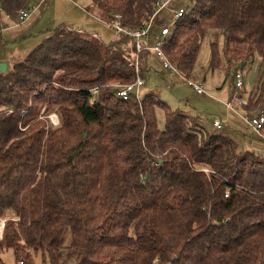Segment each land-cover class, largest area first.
<instances>
[{
    "label": "trees",
    "instance_id": "trees-1",
    "mask_svg": "<svg viewBox=\"0 0 264 264\" xmlns=\"http://www.w3.org/2000/svg\"><path fill=\"white\" fill-rule=\"evenodd\" d=\"M31 1L0 0V25ZM159 1L92 0L87 11L135 30ZM170 11L163 50L179 73L190 78L204 37L218 30L223 54L212 43L210 68L225 60L236 73L259 59L239 108L248 118L264 112V0H191L181 16ZM152 53H138L129 34L108 41L63 22L0 71V216L18 218L6 223L0 264L7 250L20 264H264V153L238 150L155 93L122 99L111 87L134 81L137 56L144 77Z\"/></svg>",
    "mask_w": 264,
    "mask_h": 264
},
{
    "label": "rangeland",
    "instance_id": "rangeland-1",
    "mask_svg": "<svg viewBox=\"0 0 264 264\" xmlns=\"http://www.w3.org/2000/svg\"><path fill=\"white\" fill-rule=\"evenodd\" d=\"M32 1L39 2L40 0ZM91 1L45 0L24 21H18V18L5 15L0 42V65L5 62L11 67L15 62L23 60L34 47L50 34L53 28L63 22L71 28L80 27L98 32L108 41L115 38L117 32L113 26L79 11V9L89 8ZM190 3L191 0H174L172 4L177 7H186ZM162 16L166 17L168 25H172L176 19L170 9H165ZM16 22L20 23L13 27ZM153 43L154 41L150 45ZM212 43H216L219 53L223 54L224 39L221 32L210 30L202 41L194 72L190 76V79L194 81H203L207 93H197L193 86L188 84L185 77L178 73L171 74L155 53H152L150 58L151 69L143 77L144 85L140 95L155 93L173 109H178L186 114L200 115L203 123L211 130L215 129L212 123L215 120H221L223 123L221 131L237 142L238 150H260L264 153V140L259 138L249 127L245 119L248 117L239 108V97L241 96L243 100L247 99L252 90L258 73L259 59L241 69L245 74V88L244 91L238 92L239 95L238 93L235 94L232 78L236 67L233 66L228 71L224 60L221 67L210 68ZM228 101L233 102L234 108L225 105ZM52 113L56 112L47 114L48 120L54 126L59 125V115V119L56 121ZM157 115L159 124L163 127L165 114L159 110ZM2 257L6 264H20L16 261L12 250L5 251ZM35 264H43L40 257H36Z\"/></svg>",
    "mask_w": 264,
    "mask_h": 264
},
{
    "label": "built area",
    "instance_id": "built-area-1",
    "mask_svg": "<svg viewBox=\"0 0 264 264\" xmlns=\"http://www.w3.org/2000/svg\"><path fill=\"white\" fill-rule=\"evenodd\" d=\"M43 1H45V0H40L39 2H35V1L29 2L27 4V6L24 7L20 11L19 16H18V21H24L27 18H29L31 13L33 11L37 10ZM172 1L173 0H160L157 3V9H156L155 14L152 16V18L147 23V25L143 28H139V29H135V30H131V29L129 30V29H126L123 26H121L119 24V22H117V21L112 23L111 25L115 28V30L117 32L126 33V34H129V35L134 36L136 38V48H137L138 53L141 52L142 50L150 49L162 61L163 66L171 74H174V73L180 74L178 69L169 61V59L167 58V56L163 50L164 39L166 37L170 36L172 28H173L172 25H168V24L164 25L160 30V34H159V37L157 38V40L152 45H150V43H148V41L150 39L151 32L154 28V18L163 9H171L177 17L181 16L184 13V10H185L184 6H180L177 8H171V2ZM19 23L20 22L14 23L13 27L18 26ZM3 27H4L3 25H0V42H1V38H2ZM135 64H136L135 65L136 76H135L134 81L129 82V83H125V84H119L118 83V84H114L111 86V87H113L116 96H118L122 99H129L132 96H135L136 98L140 97V91H141L142 86L144 85V78L139 73L138 56L136 57ZM243 73H244L243 71H237L235 73V87H236L235 94L237 93V90L239 91L243 87V84H244ZM187 82H188V84L193 86V88L196 90L197 93H199V94L207 93V91L204 87L203 81L198 82V81H194V80L188 78ZM99 91H100V88L98 86L91 88V94H92V98L90 100L91 102H93L94 96H96L97 93H99ZM226 105L229 108H234L232 101L226 102ZM245 119H246V122L248 123L249 127H251V129L253 131H255L257 134L262 135L261 132H262L263 124H264V112H262L258 116H254L251 118H245ZM213 124H214L216 129H218V130L223 129V123L221 120H215L213 122ZM204 170H207V169H204ZM226 196H227V194H226ZM10 219L17 220L18 218L17 217H10V216H0V239L3 238L6 223Z\"/></svg>",
    "mask_w": 264,
    "mask_h": 264
},
{
    "label": "crops",
    "instance_id": "crops-1",
    "mask_svg": "<svg viewBox=\"0 0 264 264\" xmlns=\"http://www.w3.org/2000/svg\"><path fill=\"white\" fill-rule=\"evenodd\" d=\"M77 5V4H76ZM79 11H81L82 13L83 12H85V14L87 13V14H89V16H93V17H95L97 20H100L99 18H97L96 16H94L92 13H90L89 11H87V9H79ZM101 21V20H100ZM101 22H103V21H101ZM156 29V28H155ZM154 29V30H155ZM153 33H154V31H153ZM153 33H152V35H153ZM102 35V34H101ZM154 40V37L153 36H150V39H149V41H148V43H152V41ZM57 120V119H56ZM212 126L215 128V126H214V124L212 123Z\"/></svg>",
    "mask_w": 264,
    "mask_h": 264
},
{
    "label": "water",
    "instance_id": "water-1",
    "mask_svg": "<svg viewBox=\"0 0 264 264\" xmlns=\"http://www.w3.org/2000/svg\"><path fill=\"white\" fill-rule=\"evenodd\" d=\"M7 68H8V64L7 63H5V62H3V63H1V65H0V71H6L7 70Z\"/></svg>",
    "mask_w": 264,
    "mask_h": 264
},
{
    "label": "bare ground",
    "instance_id": "bare-ground-1",
    "mask_svg": "<svg viewBox=\"0 0 264 264\" xmlns=\"http://www.w3.org/2000/svg\"><path fill=\"white\" fill-rule=\"evenodd\" d=\"M52 115H53V117H54L55 120H56V119H57V120L59 119V118H58V114H56V113H52ZM57 120H56V121H57Z\"/></svg>",
    "mask_w": 264,
    "mask_h": 264
}]
</instances>
